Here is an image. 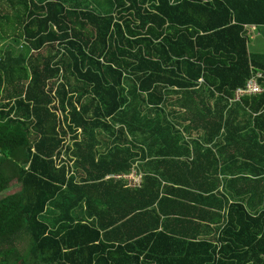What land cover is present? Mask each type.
I'll list each match as a JSON object with an SVG mask.
<instances>
[{"label": "trees", "instance_id": "16d2710c", "mask_svg": "<svg viewBox=\"0 0 264 264\" xmlns=\"http://www.w3.org/2000/svg\"><path fill=\"white\" fill-rule=\"evenodd\" d=\"M84 2L0 0V193L19 182L0 194V246L29 245L27 256L0 250V264H264V211L228 203L220 171L197 168V152L214 163L232 113L264 117V91L239 100L261 115L228 108L254 73L264 89V53L248 51L244 28L264 27V0ZM56 111L72 134L73 174L55 160L67 135ZM177 126L196 137L189 163L178 160L190 150ZM138 159L139 188L104 179ZM168 165L188 177L159 170ZM198 200L209 204L199 209L219 229L218 249L165 228L204 220ZM48 203L60 214L53 226L41 218Z\"/></svg>", "mask_w": 264, "mask_h": 264}, {"label": "crops", "instance_id": "0c3cea01", "mask_svg": "<svg viewBox=\"0 0 264 264\" xmlns=\"http://www.w3.org/2000/svg\"><path fill=\"white\" fill-rule=\"evenodd\" d=\"M251 26L253 25H248V27L250 28L245 29L246 36L248 33V29L251 30L252 28ZM253 27L255 30L256 27L255 26ZM200 82H202L201 78L198 79V83ZM237 89L233 91L234 98L232 97L233 99L232 98L228 99V108L235 103L239 104L240 98L244 96L255 95V94H242L236 96L235 92L237 91ZM239 105L243 107L248 112V114L251 115V117L255 115H259L260 113L262 114V112L260 111L259 113H251L247 106H244L242 104ZM182 112H184V109L182 110ZM188 122L189 121H187L184 124V126L187 125ZM177 128H179L181 132V139H182L181 144L183 146L187 145L190 150L188 157L186 158L182 157L179 158L178 160L186 161L189 163L194 156V152L191 151V146H192L191 141H193V139L196 137L194 135L190 136L188 134H185L184 131L178 126ZM227 136H228V142L226 143L225 139ZM198 141L200 142V139H198ZM215 142L218 143L216 146H220V147L214 146L213 148L214 163H212L213 160L208 162L206 158H202V156H204L203 152H197V156L200 157V160H198L199 161L198 167L196 166L199 169L198 174L204 175L209 170L215 168V170L220 171L218 175L219 183L216 186V188L218 187L217 191H222L225 189L228 190L229 192V197L227 196L228 203L241 202L245 207L249 208V211L251 213L264 211V117L260 119H252V118H248L247 116L242 117L241 115L232 113L230 115V119L228 122V130L227 129L224 130V128H222L220 130L219 136L215 139ZM205 157L211 158V156L208 155H206ZM142 164L143 163L139 159L136 160L133 164V169L131 170L134 176L136 177L140 176V185L144 175V172L141 167ZM159 170L166 172L168 175L179 174L183 179H186L188 177L187 169L184 166L182 170L181 169L178 170V167L171 165H168L165 168H159ZM73 173L74 170L73 167L71 166L68 174H73ZM114 180L117 181L124 179L119 178ZM124 181L126 182V180ZM163 184L165 183L161 184V188L164 186ZM140 185L134 187L139 188ZM129 186L132 187L131 184H129ZM191 189L194 190V188ZM12 193H8L1 196H7ZM217 197L219 201L223 200V198L220 195H218ZM200 200L203 199L200 198ZM219 201L213 200L211 203L221 204V201L220 202ZM198 203H199L197 205L198 209H195L194 211L198 210L200 213L201 210L199 208H206V207H203L201 205L204 204L205 202H200L198 200ZM205 204L209 205L207 204V202ZM172 206L173 204L170 201L169 202L166 201L161 204L160 210L164 213H169L171 211L170 209H172ZM117 208L118 209L120 208L119 203L117 204ZM200 214L204 215L201 216L202 218H205L204 220L199 218V219H193L192 222L186 221L184 219L171 220L169 222H166L165 218L161 217V219H163V222L165 221L164 225L166 229H169L170 231H178L182 233H192V234L197 233L199 238H203L211 241L214 245H216L218 249L220 246V242L218 239L219 229L218 227H216L217 225H215L213 221H210L211 216L207 218L208 215H205L203 211ZM219 214H221V216L224 217L226 214V210L224 208L219 210ZM41 218H43L44 220H49L51 226H53L54 224H56L57 221L60 220L59 210L56 209L52 203H48V205L45 208V211L41 213ZM222 221H223L222 223H224V220ZM137 226L138 225L134 226L133 228L135 229ZM14 247L17 250H28L29 245L27 243V239L26 238L21 239L16 243H12L9 241L6 244H2L0 246L1 248L0 250L3 249L14 250Z\"/></svg>", "mask_w": 264, "mask_h": 264}, {"label": "built area", "instance_id": "2783aa9c", "mask_svg": "<svg viewBox=\"0 0 264 264\" xmlns=\"http://www.w3.org/2000/svg\"><path fill=\"white\" fill-rule=\"evenodd\" d=\"M252 30H254V27L251 26ZM244 28H250L248 27V25H244ZM262 75L259 72L254 73L251 78H249L248 80H246V83L244 85L243 88H238L237 91L235 92L236 96L242 95V94H257L263 91V88L258 84V82L256 81L257 79L261 78ZM56 114L58 116L59 119V124L61 127H63L65 129V131L67 132V135L65 137H63L62 140V144H63V149L61 151V153L59 154L58 157H56V163L58 165L64 164L66 165V167H68V169H70V167L72 166V160L69 161L66 158V145L71 143V133L70 131H68L67 127V123H65L62 119V114L60 111H56ZM124 179L126 180L127 185L129 186V184H131L132 187L134 186H139L140 185V176L136 177L134 176V174H132V172L128 173V174H109L107 176H105V179ZM137 178V179H136ZM130 187V186H129Z\"/></svg>", "mask_w": 264, "mask_h": 264}, {"label": "rangeland", "instance_id": "374dc122", "mask_svg": "<svg viewBox=\"0 0 264 264\" xmlns=\"http://www.w3.org/2000/svg\"><path fill=\"white\" fill-rule=\"evenodd\" d=\"M88 2H84V3H87V5L89 6V4L92 3V0H88ZM94 3L95 2L93 1L92 8L98 12L99 9L96 7V5ZM247 38H248L247 48L251 54H262V53H264V27H258V28H255V30L248 29ZM21 45H22V43H21ZM55 159H57V158H55ZM77 178H78V176H77ZM18 188H19V182H17V180H13V181H11V184L9 186H7L6 189H4L0 194L5 195L8 193L16 192L18 190ZM24 255L25 256L28 255L27 250H24Z\"/></svg>", "mask_w": 264, "mask_h": 264}]
</instances>
